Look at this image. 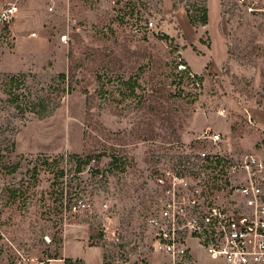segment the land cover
I'll list each match as a JSON object with an SVG mask.
<instances>
[{
  "label": "rangeland",
  "instance_id": "obj_1",
  "mask_svg": "<svg viewBox=\"0 0 264 264\" xmlns=\"http://www.w3.org/2000/svg\"><path fill=\"white\" fill-rule=\"evenodd\" d=\"M186 3L0 0V264H223L199 247L158 252L147 220L157 177L175 172L164 147L208 149L199 137L220 131L219 158L197 157L200 172L231 153L264 158V0H207L198 26ZM179 72L203 81L177 102ZM159 109L179 111L164 115L184 125L181 144L161 141ZM88 196L92 208L74 210Z\"/></svg>",
  "mask_w": 264,
  "mask_h": 264
},
{
  "label": "built area",
  "instance_id": "obj_2",
  "mask_svg": "<svg viewBox=\"0 0 264 264\" xmlns=\"http://www.w3.org/2000/svg\"><path fill=\"white\" fill-rule=\"evenodd\" d=\"M17 11V6H8L2 16ZM222 136L220 131L203 133L199 138L209 146L198 150V158L210 160L208 165L217 162ZM226 158L216 173L166 171L157 178L163 198L147 220L155 250L178 260L199 247L223 264H264V158L255 153ZM93 162L95 158L89 170ZM91 208L90 196L74 206L76 211Z\"/></svg>",
  "mask_w": 264,
  "mask_h": 264
},
{
  "label": "trees",
  "instance_id": "obj_3",
  "mask_svg": "<svg viewBox=\"0 0 264 264\" xmlns=\"http://www.w3.org/2000/svg\"><path fill=\"white\" fill-rule=\"evenodd\" d=\"M184 0H173L174 2V7L175 8H179L182 5V2ZM132 3H128V7H132ZM186 9H187V13H188V17L190 22L195 25H205L208 23V19H209V9L207 6V0H195V1H188L186 3ZM132 10V8H131ZM74 60L70 61V70L69 73H63V77L65 79H67L68 81V85L71 88H74L77 85V79L76 76L74 75ZM176 80L172 83L176 84V89L175 92L172 94L173 99H175L177 102L180 101L181 98L186 97V93L181 90L178 89L180 86H186L189 87L191 85L192 88H196L197 84L202 83L203 79L201 77H199L198 75H194L193 77L191 75L188 74H183L180 73L176 74ZM101 89H106V84L105 87L104 85L101 87ZM178 90V91H177ZM103 93L106 94L103 90ZM123 95V93H120V95ZM133 96H131L132 98L137 99L136 97V93H132ZM145 95H142V97L144 98ZM150 101H157V98L154 99H150ZM143 103V108H145V103H147L146 98L145 100L143 99L142 101H139L138 103ZM158 103L160 105H163V103H161L160 101H158ZM145 104V105H144ZM165 107V106H164ZM162 110L159 109L156 112L157 117L159 118L160 124L157 126V128L163 130L165 133L164 135H158L159 137H161V141L163 143L166 142H178V144H181V142H183L182 139V134L180 133V128H183V124H181L180 119L178 118L177 120H175L177 114H179V111L177 110ZM165 113H171V115L173 114L175 118H173L172 116L168 115L165 116ZM177 113V114H176ZM153 134H155V129L153 130ZM158 134V133H157ZM156 134V135H157ZM183 146V144L181 145ZM167 150V157L173 158L174 159V163H173V169L176 173H179L183 176H188L191 173H198V169L200 167V162L196 160V158L198 157L197 152L200 149H197V147H195L192 144V149L194 150L193 152H196V154H194L193 152H190L188 154H177L175 153V151H177L176 149H174V147H164ZM178 152V151H177ZM183 152V151H180ZM119 161V160H117ZM160 176V175H159ZM158 176V177H159ZM157 177V178H158ZM10 195L14 198H17V192H15V190L13 189L10 193ZM145 202V201H144ZM58 254V253H57ZM53 255L50 256L48 258H60L59 255ZM67 264H84L83 262L81 263L80 260H72V259H66Z\"/></svg>",
  "mask_w": 264,
  "mask_h": 264
},
{
  "label": "water",
  "instance_id": "obj_4",
  "mask_svg": "<svg viewBox=\"0 0 264 264\" xmlns=\"http://www.w3.org/2000/svg\"><path fill=\"white\" fill-rule=\"evenodd\" d=\"M219 143H220L221 145H224V143H225V138H224V136H222V137L220 138Z\"/></svg>",
  "mask_w": 264,
  "mask_h": 264
}]
</instances>
